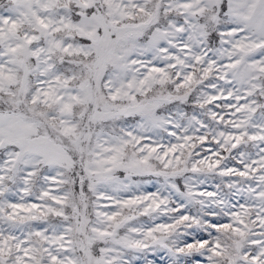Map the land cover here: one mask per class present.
<instances>
[{
    "label": "snow or ice",
    "instance_id": "6c2138e0",
    "mask_svg": "<svg viewBox=\"0 0 264 264\" xmlns=\"http://www.w3.org/2000/svg\"><path fill=\"white\" fill-rule=\"evenodd\" d=\"M0 264H264V0H0Z\"/></svg>",
    "mask_w": 264,
    "mask_h": 264
}]
</instances>
